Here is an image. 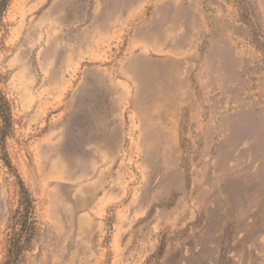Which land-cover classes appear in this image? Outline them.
<instances>
[{
    "label": "rangeland",
    "instance_id": "1",
    "mask_svg": "<svg viewBox=\"0 0 264 264\" xmlns=\"http://www.w3.org/2000/svg\"><path fill=\"white\" fill-rule=\"evenodd\" d=\"M0 78V264L17 175V264H264V0H7Z\"/></svg>",
    "mask_w": 264,
    "mask_h": 264
},
{
    "label": "trees",
    "instance_id": "2",
    "mask_svg": "<svg viewBox=\"0 0 264 264\" xmlns=\"http://www.w3.org/2000/svg\"><path fill=\"white\" fill-rule=\"evenodd\" d=\"M7 0H3L0 5V17L5 11ZM13 106L7 99L1 88L0 78V117L2 126L0 128V142L3 153L5 155L6 165L12 169V165L6 155L5 143L7 137L13 131ZM19 180V187L21 193V207L17 211V215L13 219V234L9 242L8 258L5 264H17L20 255L27 248L37 232V219L35 213V201L28 189L26 188L22 179L17 175Z\"/></svg>",
    "mask_w": 264,
    "mask_h": 264
}]
</instances>
